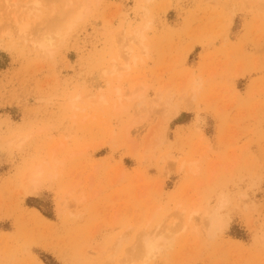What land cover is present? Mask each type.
I'll use <instances>...</instances> for the list:
<instances>
[{"label": "rangeland", "instance_id": "1", "mask_svg": "<svg viewBox=\"0 0 264 264\" xmlns=\"http://www.w3.org/2000/svg\"><path fill=\"white\" fill-rule=\"evenodd\" d=\"M148 263L264 264V0H0V264Z\"/></svg>", "mask_w": 264, "mask_h": 264}, {"label": "bare ground", "instance_id": "2", "mask_svg": "<svg viewBox=\"0 0 264 264\" xmlns=\"http://www.w3.org/2000/svg\"><path fill=\"white\" fill-rule=\"evenodd\" d=\"M21 26H23L22 24H21ZM64 26V25H63ZM24 30V28L22 27L21 28V31H23ZM59 33L61 34V35H63L64 33H65V30L64 29H61L60 28V30H59ZM135 35V34H134ZM135 37V36H134ZM53 38H49L48 40L49 41H51ZM47 44H48V42L46 41V40H43L42 42H41V46H43V47H45V46H47ZM128 51H131V49L130 50H128ZM111 71H115V69L113 68V70L112 69H110ZM109 69H107L106 70V72L107 73H109V71H110ZM112 73V72H111ZM13 141V140H12ZM13 143H14V141H13ZM13 145V144H12ZM176 158V157H175ZM37 170V169H36ZM39 174H40V171L38 172ZM38 177V176H37ZM34 181V180H33ZM36 181V180H35ZM37 182V181H36ZM36 189H37V184L34 182L31 186H29V192H31V193H34L35 191H36ZM222 201V200H221ZM224 201V200H223ZM222 201V202H223ZM219 210H221V209H219ZM222 214V213H221ZM220 213H219V211L218 212H215L212 216H211V219H212V224L213 225H218V227H219V229H220V226H221V224H223V217H222V215H221ZM210 216V215H209ZM223 225H225V224H223ZM227 226V225H226ZM217 227V228H218ZM218 230V229H217ZM141 242H142V246H143V250H144V253H146V256H154L155 254H158L159 252H161L163 249L161 248V245H160V242H159V239H158V237L156 238V237H153V236H150V235H148V234H145V235H143L142 236V238H141ZM144 255V254H143ZM135 263V262H134ZM139 263V262H138ZM142 263V262H141ZM149 264V263H148Z\"/></svg>", "mask_w": 264, "mask_h": 264}]
</instances>
